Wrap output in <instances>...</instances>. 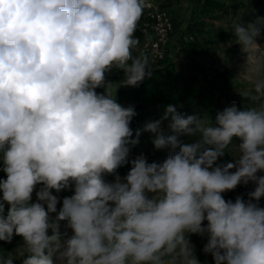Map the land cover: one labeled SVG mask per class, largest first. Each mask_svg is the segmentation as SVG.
<instances>
[{
    "label": "clouds",
    "instance_id": "1",
    "mask_svg": "<svg viewBox=\"0 0 264 264\" xmlns=\"http://www.w3.org/2000/svg\"><path fill=\"white\" fill-rule=\"evenodd\" d=\"M150 6L0 0V241L23 239L0 264H200L190 234L207 237L203 251L215 264H264V79L239 92L251 107L233 103L214 124L168 105L144 127L166 158L129 161L140 131L130 139L136 112L117 103L113 85L135 87L152 75L149 57L133 51ZM261 25L262 17L233 25L248 64L264 49ZM113 70L124 73L118 84L106 80ZM182 135L198 139L184 143ZM230 148L234 160L218 164ZM249 183L247 200L222 195ZM63 190L73 194L57 209L53 193ZM62 224L72 231L66 240Z\"/></svg>",
    "mask_w": 264,
    "mask_h": 264
},
{
    "label": "rangeland",
    "instance_id": "2",
    "mask_svg": "<svg viewBox=\"0 0 264 264\" xmlns=\"http://www.w3.org/2000/svg\"><path fill=\"white\" fill-rule=\"evenodd\" d=\"M161 2L172 7V14L176 16L173 17L178 23L177 34L172 38L175 42L172 58L176 60L152 71L147 84L144 80L138 86H120L116 90V85H113L115 99L118 91L125 89L124 97L126 92L129 96L148 93L153 100H162L157 113L137 125L140 135L136 145L141 147H153L154 135L144 131V127L149 122L161 120L168 105L175 106L184 115H197L214 124L216 114L233 104L231 98L240 104H235L239 109L251 107L239 92L251 89L255 80L264 79V49L257 50L248 64V54L235 43L232 32L236 23L247 24L257 17L264 18V0H213L204 6V12H198V4L194 0ZM257 43L264 47V25L260 26ZM247 64L246 75L241 74ZM113 83L118 84L119 81ZM168 123L167 120L162 121L161 127L165 131ZM180 139L184 143H192L198 137L182 135ZM240 142L239 138H233L234 146ZM231 150H226L221 157L222 164L234 160L235 154ZM163 151L162 161L167 156V150ZM61 231L66 233L63 240L72 235L71 229L63 224ZM22 245L23 239L19 236H14L10 243L0 241V255H15V250ZM14 264H20V261L15 260Z\"/></svg>",
    "mask_w": 264,
    "mask_h": 264
},
{
    "label": "crops",
    "instance_id": "3",
    "mask_svg": "<svg viewBox=\"0 0 264 264\" xmlns=\"http://www.w3.org/2000/svg\"><path fill=\"white\" fill-rule=\"evenodd\" d=\"M153 3L156 4H161L162 6H166L167 9L170 12H174L172 10L171 6L166 5L165 3H162L161 0H149ZM197 4H198V12H204V6H206V4L208 2H212L213 0H194ZM213 6V5H212ZM174 16V15H173ZM176 17V16H174ZM175 19V18H174ZM175 21V31L173 33V35L171 36L169 42H168V47H169V51H170V58L168 60V62H174L176 59L172 58L174 56V48H173V44L175 43L174 40H172V38H174V35L177 34V28H178V23L176 20ZM173 51V52H172ZM134 54L139 55V46L134 50ZM153 65V64H152ZM162 65V64H161ZM161 65H153V70H156L157 68H162ZM102 90H104L103 87L101 88H97L96 91L97 93H103ZM118 91V90H117ZM119 95L116 97V101L117 103H119L121 106L123 107H129V106H134V105H150L154 100L149 96L148 93H143L141 94H134L129 96L126 92V96L124 97V93H125V89L121 90L120 92L118 91ZM127 99V100H125ZM131 139H133V137H131ZM164 151L163 150H156L153 147H149V145H147V147H141L140 145H135L133 147H131L130 150V154H129V161L132 159H135L137 156L143 154L149 163L151 162H162V156H163ZM218 164H222V158H220L217 161ZM130 163L129 164H125L123 166H121L120 168L117 169V174L120 175L121 177H124L127 175L128 171L130 170ZM259 175H264V173H259ZM6 179V173L3 172L2 170V163H0V180ZM106 180L108 181H112L114 179L113 176L108 175L105 177ZM240 189L236 192L234 191H229V192H225L223 193V197L225 198V200H232L233 202L235 201V199L237 197H242L243 199L247 200L248 199V193L254 190V184L249 183L247 185H240ZM40 185L36 186V189L33 191L32 193V202H36L37 197H36V191L39 190ZM73 194L72 190H63L60 193H53L54 195H59V194ZM0 196H2V193H0ZM5 210L7 211V205H5ZM55 215V214H53ZM206 224V221H205ZM189 239L193 245V249H194V254L196 255L197 259L200 261V264H215L213 257L211 254H207L202 252L201 250V245L207 241V237L206 236H201L198 234H190L189 235Z\"/></svg>",
    "mask_w": 264,
    "mask_h": 264
},
{
    "label": "built area",
    "instance_id": "4",
    "mask_svg": "<svg viewBox=\"0 0 264 264\" xmlns=\"http://www.w3.org/2000/svg\"><path fill=\"white\" fill-rule=\"evenodd\" d=\"M149 3L151 6L144 9L146 17L141 26L143 40L139 44V52L147 55L151 64L161 65L171 56L168 42L175 31V19L166 6L151 1ZM133 123L137 124L138 119L134 118ZM240 187L239 185L232 191L236 192ZM71 195L59 194L60 203H58L57 209L62 206L63 198ZM258 203L260 207H264V197ZM206 243L207 241L201 245L202 252H204L203 248Z\"/></svg>",
    "mask_w": 264,
    "mask_h": 264
},
{
    "label": "trees",
    "instance_id": "5",
    "mask_svg": "<svg viewBox=\"0 0 264 264\" xmlns=\"http://www.w3.org/2000/svg\"><path fill=\"white\" fill-rule=\"evenodd\" d=\"M145 17H146V13H145V10H144L143 14H142V17H141L140 21L138 22L137 30L135 32V36L137 38H139L140 42L143 40V32H142L141 26H142L143 21L145 20ZM165 63H168V60L165 61L163 64H165ZM123 76H124V73L122 71L113 70L111 73H109L106 76V80L109 81V82H117V81H121L123 79ZM142 82H144V81H142ZM144 84H147V78L145 79ZM161 101L162 100L158 98V99H155L150 105L138 104V105L131 106V107L134 108V110L136 112V115L133 117V119H132V121L130 123V128L133 131V136H135L136 132L138 131L137 125L140 124V121H143L146 117L153 116V115H155L157 113V111H158V109L160 107ZM231 101L233 103H235L237 106L240 105V104H238V102H237V100L235 98H231ZM134 118L138 119V123L137 124L133 123Z\"/></svg>",
    "mask_w": 264,
    "mask_h": 264
}]
</instances>
